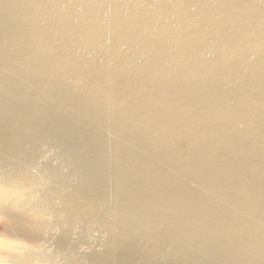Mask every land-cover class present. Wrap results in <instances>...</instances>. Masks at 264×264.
Returning a JSON list of instances; mask_svg holds the SVG:
<instances>
[{
	"label": "bare ground",
	"instance_id": "bare-ground-1",
	"mask_svg": "<svg viewBox=\"0 0 264 264\" xmlns=\"http://www.w3.org/2000/svg\"><path fill=\"white\" fill-rule=\"evenodd\" d=\"M0 215V264H264V0H0Z\"/></svg>",
	"mask_w": 264,
	"mask_h": 264
},
{
	"label": "rangeland",
	"instance_id": "rangeland-1",
	"mask_svg": "<svg viewBox=\"0 0 264 264\" xmlns=\"http://www.w3.org/2000/svg\"><path fill=\"white\" fill-rule=\"evenodd\" d=\"M7 217L0 215V250L3 251L7 246H21V240L14 237L11 233L14 232L15 224L9 222ZM7 261V260H5Z\"/></svg>",
	"mask_w": 264,
	"mask_h": 264
}]
</instances>
